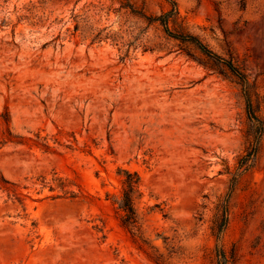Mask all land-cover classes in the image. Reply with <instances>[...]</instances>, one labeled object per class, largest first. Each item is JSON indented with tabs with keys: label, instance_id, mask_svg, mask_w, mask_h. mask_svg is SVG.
<instances>
[{
	"label": "rangeland",
	"instance_id": "1",
	"mask_svg": "<svg viewBox=\"0 0 264 264\" xmlns=\"http://www.w3.org/2000/svg\"><path fill=\"white\" fill-rule=\"evenodd\" d=\"M170 1L169 30L252 85L242 174L240 84L151 21ZM170 1L0 0V264H264V0ZM122 169L140 178L131 232Z\"/></svg>",
	"mask_w": 264,
	"mask_h": 264
},
{
	"label": "trees",
	"instance_id": "2",
	"mask_svg": "<svg viewBox=\"0 0 264 264\" xmlns=\"http://www.w3.org/2000/svg\"><path fill=\"white\" fill-rule=\"evenodd\" d=\"M170 1V0H169ZM171 9L166 13L151 19V21H158L163 28L164 33L182 43H188L193 45L200 54L212 60L214 63L221 65L224 69L231 74L240 84L242 97L244 99V109L246 116L249 120L253 121L255 125V136H254V145L239 159L237 162V174H242L251 167L256 156V143L257 139L262 132V123L255 114V110L252 104V85L249 83L245 74L240 71L236 66L232 64L231 61L225 60L224 58L218 56L210 48H208L201 40L196 36L187 33L183 30L177 32H171L168 28V20L176 14V7L173 2L170 1ZM119 172H122L121 179V190L119 195L116 198L117 208L120 211L119 224L121 227L126 229L128 232H131L136 225L137 221V212L134 207V201L140 197V178L135 172H130L126 169H122ZM232 186L229 188L231 193L234 185V178L231 179ZM71 197L73 195H70ZM229 197V195H228ZM227 200L221 204L219 209V214L215 220V225L213 226V235L216 240L219 239L221 232L224 230L227 222ZM216 264H227L228 260L222 249L217 248L215 252Z\"/></svg>",
	"mask_w": 264,
	"mask_h": 264
}]
</instances>
